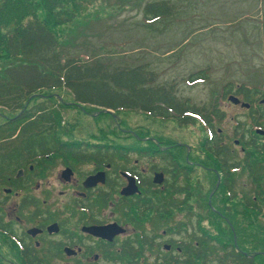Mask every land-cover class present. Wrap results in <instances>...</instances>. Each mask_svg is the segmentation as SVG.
Segmentation results:
<instances>
[{"label": "rangeland", "instance_id": "rangeland-1", "mask_svg": "<svg viewBox=\"0 0 264 264\" xmlns=\"http://www.w3.org/2000/svg\"><path fill=\"white\" fill-rule=\"evenodd\" d=\"M150 1L157 0H68L63 7H57V29L65 36L69 49L82 58L86 53L130 65L149 62L160 81L174 85L179 97L198 105H215L225 113V118L214 125V130L221 129L227 144L234 148L233 137L230 138L234 122L246 121L250 114L228 100V89L236 91L238 86H245L254 92V99L264 94V0H168L174 6L172 14L153 22L147 21L142 12ZM3 65L4 60L0 59V69ZM200 70H205L207 79L187 80L189 74ZM41 102L58 110L59 140L115 142L122 146L123 154L133 158L137 156L135 152L147 150L148 141H156L171 146L167 151L176 149L181 164H185L186 154L192 153L188 157V181L184 177L176 179L178 187L188 184V188L178 194L166 191V239L173 238L176 246L178 240L188 239L185 226L189 230L195 227L197 233L200 227L218 243H230L233 237L249 252L261 253L257 263L264 264V153L254 154L249 160L255 166L252 171L244 166L234 169L224 183L215 160L201 147L208 132L199 120L182 127L172 120L152 118L138 111H120L113 117L100 109L75 104L64 90L38 93L28 101V106ZM12 116L0 109V124ZM237 150L235 160L240 162L243 155ZM140 162L146 165L143 160ZM55 165L59 167L60 163ZM51 171L32 181L26 193L16 196L12 192L8 196L9 203L0 208L1 222H14V205L29 196L39 202L42 214L47 211L50 219H62L67 224V186ZM37 180L42 183L41 190H48V194L35 189ZM46 180L48 184L44 183ZM2 189L0 186V200L4 196ZM248 202L259 209L247 207ZM23 208L21 212L26 216L34 210L28 204ZM156 241L161 242L160 250L166 251L164 240ZM12 244L0 235V264H21ZM46 247L44 242L41 248ZM214 251L207 259H216ZM159 254V250L149 254L144 248L141 256L148 258L145 264H153ZM41 258V264H71L69 256L63 253ZM125 261L120 256L111 260L115 264Z\"/></svg>", "mask_w": 264, "mask_h": 264}, {"label": "trees", "instance_id": "trees-1", "mask_svg": "<svg viewBox=\"0 0 264 264\" xmlns=\"http://www.w3.org/2000/svg\"><path fill=\"white\" fill-rule=\"evenodd\" d=\"M66 2L68 0H0V59L4 60L0 69V109L13 115L0 124V174L15 169L12 159L45 156L60 145H68L57 137L56 108H47L43 102L28 106V101L36 94L53 90L66 91L75 104L115 112L138 111L152 118L172 120L182 127L194 125L199 120L208 132L201 147L206 155L213 159L218 157V169L225 176L223 180L228 179L231 168L244 166L253 170L255 166H251L249 160L254 154L264 153V142L260 144L262 140L255 136L246 143L248 149L244 152V164L240 166L224 147L216 144L219 134L217 136L214 125L223 121L225 113L218 111L215 105H198L179 97L174 85L161 82L149 62L130 65L112 62L100 55L85 53L86 57L82 58L81 54L72 52L65 36L57 29L60 13L57 7H63ZM173 7L168 0L150 1L142 12L147 21L153 22L170 16ZM204 71L189 74L187 80L207 79ZM236 93L243 94L245 100H254V92L245 86H238ZM252 113V110L248 113L251 115V132L264 123L260 121L264 112L259 115V111H254V116ZM236 126L239 128L241 123ZM176 167L184 170V178L188 180L189 170L179 165ZM186 186L180 189L172 182L166 191L178 193L188 188V184ZM246 206L259 209L250 202ZM185 228L190 240H178L176 246L172 243L174 240H169L173 246L170 251L162 252L159 246H153L148 240H138L136 251L128 252L127 257L121 256L126 259L123 264H145L148 258L141 256L144 248L151 253L155 249L161 253L152 260L153 264H258L257 257L261 253L249 252L243 245L235 243L233 237L230 243H218L200 227L197 228L198 234L192 227L191 230L188 226ZM10 241L17 249L21 264H40L27 247L22 248V245ZM213 251L216 259L211 261L207 257Z\"/></svg>", "mask_w": 264, "mask_h": 264}, {"label": "flooded vegetation", "instance_id": "flooded-vegetation-1", "mask_svg": "<svg viewBox=\"0 0 264 264\" xmlns=\"http://www.w3.org/2000/svg\"><path fill=\"white\" fill-rule=\"evenodd\" d=\"M228 92V96L238 97L239 102L234 104L241 106L242 102H247L249 106L241 107L249 113L252 110L253 116L254 111H259V115L264 112V94L259 96V99L245 100L243 94L230 88ZM250 116L246 121L234 122L235 126L230 134L234 148L227 144L221 129L216 132L217 136L219 134L217 146L224 147L228 154L235 158V149L239 148L237 151L243 155L240 166L244 164V152L248 149L246 143L255 136L264 141V134L256 133L257 129L264 131V123L254 127L251 132ZM231 119L233 121L234 116ZM260 121L264 122V116L260 115ZM238 122L241 123L239 128L236 126ZM61 141L68 145H60L57 150H51L45 156L12 159L15 171L0 174V186H3L4 192L0 208L9 203L8 196L12 192L16 196L26 193L32 181L41 179L47 171L52 170L56 178L67 186V224L65 225L62 219H50L47 211L42 214L39 202L27 196L14 205V222H1L0 216V235L5 240H13L22 245V248L27 247L40 264L42 256L57 257L58 253L69 256L71 264H115L116 260L114 263L111 260L123 255L127 257L128 252L137 250L138 240H148L153 246H159L161 249L160 241L156 240H164V250L173 249L171 241L166 244V240L173 239H166V188L172 182L176 184V179L184 177V170H180L176 165L190 170L191 162L188 157L192 153L186 154V162L181 164L176 149L167 151L171 146H162L161 143L156 144V141H148L145 144L147 150L143 152L136 150L137 156L134 158L123 154L122 146L115 142L74 138ZM141 160L145 162V166L140 164ZM214 160L219 167L218 157L214 156ZM56 163H60V166L53 167ZM17 164L20 166L16 167ZM231 171L233 168L229 169L230 173ZM220 174L221 179H224L222 172ZM34 176L38 178L33 179ZM160 179L162 181L159 183ZM130 181L132 187L128 192L132 193L124 194L122 191L128 187ZM44 183L49 182L46 180ZM41 187L42 183L37 180L35 189L41 190ZM41 191L49 193L48 190ZM167 191L169 192V189ZM27 204L28 208L34 209L29 216L21 212ZM7 215L9 217V213ZM95 228L103 229L102 234H96L100 230ZM158 229H162L161 232L158 233ZM44 242L47 247L41 248ZM166 246L169 248L166 249Z\"/></svg>", "mask_w": 264, "mask_h": 264}, {"label": "water", "instance_id": "water-1", "mask_svg": "<svg viewBox=\"0 0 264 264\" xmlns=\"http://www.w3.org/2000/svg\"><path fill=\"white\" fill-rule=\"evenodd\" d=\"M229 100H231L232 102H234V103H238L239 102V100L236 98V97H234V96H230L229 97ZM246 106L248 105L247 103H244ZM106 112H110L109 110H106ZM260 133H264V131H259ZM162 180L160 179L158 182L160 183ZM131 187H132V183H131V181H130V183H129V185H128V187H126L122 192L124 193V194H129V193H132V192H128V191H130L129 189H131ZM134 191V190H133ZM101 228H104V227H101ZM101 228H95V229H98V230H100V231H97L96 232V234H98V235H100V234H102V232H103V229H101ZM106 229H107V227H106ZM167 248H169L168 246H166V249Z\"/></svg>", "mask_w": 264, "mask_h": 264}]
</instances>
